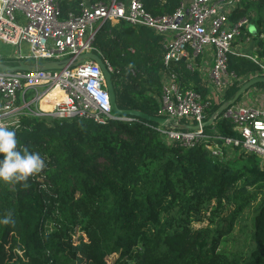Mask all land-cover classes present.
<instances>
[{
  "label": "trees",
  "instance_id": "16d2710c",
  "mask_svg": "<svg viewBox=\"0 0 264 264\" xmlns=\"http://www.w3.org/2000/svg\"><path fill=\"white\" fill-rule=\"evenodd\" d=\"M82 1L58 0L61 18L77 14ZM178 1L140 0L151 15L170 13ZM241 17L248 26L233 44L249 36L245 51L264 58V0H237L228 19ZM135 28L144 39L128 37ZM150 34L160 37L124 21L109 29L104 21L92 45L112 66L117 108L157 116L161 46L148 41ZM178 65L180 84L204 99L208 88L197 73ZM227 67L237 80L206 118L257 69L234 55ZM120 117L128 119L20 120L19 145L39 153L46 167L27 186L0 181V220L11 212L15 221L14 227L0 223V264H109L112 256L111 264H264V160L253 154L213 158L202 143H166L156 123ZM212 126L233 134L218 117L203 131ZM258 197L249 242L224 251L220 245L241 211ZM203 220L207 225L193 227Z\"/></svg>",
  "mask_w": 264,
  "mask_h": 264
},
{
  "label": "built area",
  "instance_id": "2783aa9c",
  "mask_svg": "<svg viewBox=\"0 0 264 264\" xmlns=\"http://www.w3.org/2000/svg\"><path fill=\"white\" fill-rule=\"evenodd\" d=\"M236 1L179 0L170 13L160 15H151L140 0L82 1L77 14L69 12L61 18L58 0H0V42L16 47L13 55H1L0 63L12 66L66 60L57 68H0V124L15 131L22 118L47 121L78 117L97 123L126 118L111 111L98 65L89 58L72 64L79 54L94 53V34L104 21L112 25L124 21L150 29L161 38L157 116L165 123H156L155 130L166 143L177 142L185 148L202 143L209 155L218 159L228 149H238L264 160V102L259 106L235 102L219 113L218 118L229 122L232 135L219 134L213 126L210 132H204L201 126L206 110L221 101L225 90L237 80L227 67L229 55L249 59L257 66L255 75H264V58L233 46L241 27L248 26L245 17L228 19ZM94 22L97 25L92 27ZM248 40L249 36L243 39ZM21 44L27 46L26 53ZM210 49L205 76L208 91L201 99L198 93L180 85L175 65L184 58L185 68L193 71L187 58ZM95 54L111 73L110 63ZM180 124L197 127H175Z\"/></svg>",
  "mask_w": 264,
  "mask_h": 264
},
{
  "label": "rangeland",
  "instance_id": "374dc122",
  "mask_svg": "<svg viewBox=\"0 0 264 264\" xmlns=\"http://www.w3.org/2000/svg\"><path fill=\"white\" fill-rule=\"evenodd\" d=\"M104 1H107V0H104ZM95 2H97V1H95ZM96 25H97V22L92 23V27H95ZM106 26L109 29H111V27L113 25H112L111 21H106ZM136 36L138 37V39L142 40L145 37V33L142 30L139 31L137 28H135L134 32L132 34L128 35V37H131V38H134ZM148 41L152 42V45H154V44L155 45H161V38L160 37L155 38L153 34L149 35ZM240 44H241V42H240ZM247 45H248V41H246L245 47H247ZM236 47H238V46H236ZM241 47L243 48V46H241ZM15 48L16 47H13L11 45L0 42V56L1 55L2 56L13 55V50ZM211 51H212L211 49L209 50L208 53H206V51H204L203 53L199 54L197 57H195V58L189 57L186 60V62L191 64V66L195 69V72L197 73V75L202 79H204L205 76L207 75V71H208V68L210 66V59H209L208 55L209 56L211 55ZM22 52L23 53L27 52V46L26 45H23ZM27 62L31 63L33 61L27 60ZM38 62L41 63L42 60H38ZM261 86L264 87V84H261ZM235 102L247 104L246 102L242 101L241 97L239 99H237ZM239 154H242V157L244 158V154H246V153H243V152L239 151L238 149H228L226 152V156H224L222 158V160H229V159L235 158V156H238ZM237 163H239V162H237ZM233 165L238 166V164H233ZM260 197H258L256 200H254L252 203H250L245 208H243L239 217L236 219V223L233 225L232 231L230 232V234L228 236H226V238L224 240L225 242L220 245V248H222L224 251H230V252L234 251L239 247L242 248L244 245H246L249 242L250 220H251V217H252V214H253L255 207L258 206V204L261 200ZM192 225H193V227L205 226V225H207V221L203 220L201 223H195ZM113 258H114V256L108 258L109 264H111V262L113 261Z\"/></svg>",
  "mask_w": 264,
  "mask_h": 264
},
{
  "label": "water",
  "instance_id": "95a60500",
  "mask_svg": "<svg viewBox=\"0 0 264 264\" xmlns=\"http://www.w3.org/2000/svg\"><path fill=\"white\" fill-rule=\"evenodd\" d=\"M84 58H89L93 60L98 67L101 70V73L103 75L104 83H105V88L107 91L108 95V100H109V106L111 111L117 115V116H131V117H139L141 119H144L146 121L154 122L160 125H163L165 123V120L163 117H158V116H150L144 112H141L139 110H134V109H119L116 106L115 103V95L111 83V75L110 72L106 69L104 66L101 58L96 55L93 52H84L79 54L75 60L72 62L73 65L80 63ZM183 59V58H182ZM66 60H61V61H55V62H41V63H33V64H25V65H12L8 66L5 64L0 63V68L5 69V70H10V71H15V70H24L27 71L29 69L37 68V69H48V68H57L60 67ZM256 83H264V75H254L249 77L247 80L243 81L237 89L232 93V95L222 101L211 113L210 115L201 123V126L206 127L211 125L213 120L219 115V113L228 105L234 103L238 97L246 91L249 87ZM128 119V117H126ZM175 127L179 128H184V129H195L197 126L196 125H175Z\"/></svg>",
  "mask_w": 264,
  "mask_h": 264
},
{
  "label": "clouds",
  "instance_id": "9594fccd",
  "mask_svg": "<svg viewBox=\"0 0 264 264\" xmlns=\"http://www.w3.org/2000/svg\"><path fill=\"white\" fill-rule=\"evenodd\" d=\"M0 181L5 184L27 186L29 177L41 173L45 160L37 152H30L28 147L19 145L16 133L0 124ZM0 223L14 227L15 221L9 212Z\"/></svg>",
  "mask_w": 264,
  "mask_h": 264
},
{
  "label": "crops",
  "instance_id": "0c3cea01",
  "mask_svg": "<svg viewBox=\"0 0 264 264\" xmlns=\"http://www.w3.org/2000/svg\"><path fill=\"white\" fill-rule=\"evenodd\" d=\"M68 14V13H67ZM248 43H249V40H248ZM240 44V41H238L237 43H235V44H233V46L234 47H236V46H238L237 48H239V49H241V50H243V51H245V49H247V47H249L248 45H247V47H245V44H246V42H244L243 40H241V44ZM23 45L24 44H21V49H22V47H23ZM241 46H243V48L241 47ZM208 57H209V59H210V56L208 55ZM184 60V58L182 59L181 58V61L183 62V67L185 68V61H183ZM178 64L177 65H175V69H176V71L178 72ZM193 71H195V69L193 68ZM192 72V71H191ZM161 67H160V71H159V75H160V80H161ZM201 73V72H200ZM255 73H256V70H255V72L252 74V75H249L248 76V78L249 77H251V76H254L255 75ZM178 74H179V72H178ZM199 77V76H198ZM247 78V79H248ZM201 79V82H202V84L204 85V86H206V88H207V84H206V81H205V78L204 79H202V78H200ZM246 79V80H247ZM178 81H180L179 80V77H178ZM245 81V80H244ZM264 84V83H263ZM181 86H184L183 84H180ZM240 85V84H239ZM208 91V90H207ZM207 93V92H206ZM241 97V99H242V101L243 102H246L248 105H251V106H259V105H262L263 104V102H264V87H262L261 85H258V86H254V85H252L251 87H249L246 91H244L240 96H239V98ZM238 98V99H239ZM157 99H158V97H157ZM225 156H226V154H225Z\"/></svg>",
  "mask_w": 264,
  "mask_h": 264
}]
</instances>
